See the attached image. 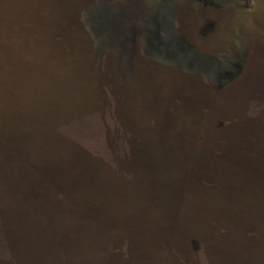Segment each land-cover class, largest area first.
<instances>
[{"label":"rangeland","instance_id":"374dc122","mask_svg":"<svg viewBox=\"0 0 264 264\" xmlns=\"http://www.w3.org/2000/svg\"><path fill=\"white\" fill-rule=\"evenodd\" d=\"M62 1L0 0V122L17 130L15 161L36 167L50 161L52 152L67 158L78 145L86 151L87 170L85 164L73 169L69 185H62L83 207L72 213L84 221L78 225L66 204L51 200L52 216L65 235L74 223L79 232L75 242H67V260L61 264H257L244 256L243 235L239 239L217 229L226 224L213 212L223 211L221 204L248 199L244 193L255 184L245 166L264 157V0ZM213 10L224 13V24L219 17L214 30L225 34L220 43L230 46L223 61L191 45L202 43L197 29L212 28L199 14ZM253 39L259 45L247 82L254 84L227 97L215 93L208 103V95L201 94L196 101L204 105L202 111L185 114L200 127L192 135L196 146L189 137L192 151L210 152L212 160L191 159L193 171L170 172L172 182L163 185V174L132 167L129 150H118L117 159L99 154L103 123L109 126L105 147L115 154V121L131 126L134 148L148 158L151 143L163 148L173 131L164 97L185 81L180 73L211 81L214 92L224 91L241 78ZM140 54L160 62L143 68L139 78ZM179 97L186 102L189 96ZM116 114L117 120L105 122ZM173 137V149L166 152L185 151L181 132ZM216 197L223 203L209 202ZM226 214L221 215L231 222L236 218ZM82 234L86 238L77 242ZM8 260L0 256V264H13Z\"/></svg>","mask_w":264,"mask_h":264},{"label":"trees","instance_id":"16d2710c","mask_svg":"<svg viewBox=\"0 0 264 264\" xmlns=\"http://www.w3.org/2000/svg\"><path fill=\"white\" fill-rule=\"evenodd\" d=\"M1 25L2 24H0V26ZM142 65H144V63L140 61L138 64V71H136L139 78L141 76ZM123 93L125 95L127 91H123ZM126 97L127 103L123 105L124 108L129 104V97ZM117 118L116 114V119L111 116V118L106 119L105 122H109V120L113 122V120H117ZM116 122L118 121H115L114 126L117 128L112 125V129L114 130L113 134L117 135L113 138L114 146H116L114 150L116 155L113 154V150L109 151L107 147H105V143L107 142L106 137L109 134V126L106 123H103V125L105 124L103 126V133H97V146L100 147L99 154L108 153V155L110 154L109 157L117 159L119 151L121 153L128 150L129 152L133 151L134 153H129V155H131L128 156L132 167L136 170L139 168L143 169L144 167L145 170L153 174H163L161 178L162 181L160 182V184L162 183L163 185L172 182L169 174L172 172L175 174L176 168H192L190 163L191 157L187 154V152L192 151L191 142L188 137L191 136L192 143L195 145L197 141L192 135L197 131L199 126L192 127L190 130L179 127L180 130H176L181 132V145L185 147V151L179 153H177V151L174 152V150L168 153L166 152L173 149L174 141L172 139H175V137H173L175 130L171 128L173 131L167 134L168 137L163 143V148L159 142L156 144L151 143L149 147L151 152H148L150 153V157L148 158V156L144 155L145 153L140 151L138 146L134 148L133 139L135 133L131 126H127V124L124 125L123 123L121 124L125 127L123 129L121 125H119V122ZM16 132L17 130L14 129L13 125L9 123L4 124V120L0 122V256L7 257L9 259L8 261H11L13 264H57V262L61 264V260H65V252L67 248H69L67 242L70 241L73 243L76 240V236L78 238L79 232L75 223L79 222V225L80 222L84 221V216L79 217V213H77L75 217L72 213H75V211L77 212L79 207H83L81 205H79V207L77 206L74 201V194L71 191L69 192L68 188L67 190L62 188V185H69V179L73 177L70 171L78 167L81 169L84 167V164L87 163V161H84L86 159L84 158V156H86L84 153L85 150L78 145L76 147V153L74 151L73 155H68L67 158H56L52 152L50 161L45 160L47 158L43 157L45 161H42L36 167L33 165L31 166L28 162L21 166V164L14 159V153L20 149V143L15 141ZM23 143L24 146L27 144V142L24 141ZM149 145L150 143L147 144V146ZM135 149H137V152H135ZM82 151L83 153H81ZM80 157H82L83 160L80 159ZM208 158L212 160L210 157ZM262 158L263 159L256 161V163L252 162L245 166V168H247V173L251 174L250 177L254 182L253 184H255L251 185L254 189L247 190L244 193L245 197H248V199L243 200V202L241 201L242 203L232 200L231 203L225 205L221 204L223 202L218 197H216L215 201L209 200V202L213 201L223 206V211L219 210L220 207H218L213 212L215 220L226 224L223 226L217 225V229L239 235L237 236L239 239L241 238L240 235H243L240 242H242L241 247L244 256L246 255L251 257V259H256L257 264H264V157ZM26 167L31 168L32 173H27L25 170ZM84 169L87 170V164H85ZM185 170L186 169H184V171ZM178 174L188 173L186 171L185 173L181 171ZM6 177L11 179V181L7 180ZM22 181L27 182L28 185L25 187L21 186ZM51 200L57 201L59 206L66 204L70 215L72 214L74 216V227L68 226L67 224L69 229L67 236L60 222L52 216V211L50 209ZM167 201H169V198ZM161 202H163L164 207L168 205L163 199ZM228 210L236 215L235 219H231L232 222L225 218L226 216L224 217V215H221L222 213L227 215L226 213H229ZM241 213L244 217V224L240 223L242 219ZM164 216V220L167 221L168 216ZM99 218L100 217H98L97 220H99ZM236 219H238V225L236 224ZM84 238H86V236L82 234L77 242L82 241ZM253 250L256 253L251 256ZM235 258L237 259L238 256ZM244 264L246 263L244 262Z\"/></svg>","mask_w":264,"mask_h":264},{"label":"flooded vegetation","instance_id":"af4514ba","mask_svg":"<svg viewBox=\"0 0 264 264\" xmlns=\"http://www.w3.org/2000/svg\"><path fill=\"white\" fill-rule=\"evenodd\" d=\"M186 2H183L182 5H185ZM181 6H180V13H181ZM188 12V11H187ZM199 15H201V17H204V20H208L210 21V24L212 25V28L207 29L206 27L203 29H201V31L199 29H197L196 31L199 32L198 36L200 37V41L202 42L201 44H191L193 47H197L196 49L207 55L208 57L211 58H215V59H222V61L224 60L222 55H226V50L230 49L229 44H224L222 45L220 42L223 41V37L225 34L214 32L215 30V24H219V20L218 18L220 17L222 20L220 22H222V24H224L223 20H224V13H222V16H220V14H217V12L215 10H213L211 13L209 12H205V13H200ZM177 17V14H176ZM181 21L183 23H186V20L183 19V14H181ZM183 29L186 30L187 32V26H183ZM206 31V32H205ZM209 32V33H208ZM213 35H216L215 37L219 38L218 41H215L214 37H212ZM143 40L145 39V37L142 38ZM252 39V38H250ZM254 39L251 40L250 44H249V53H248V57L247 60H245V66L243 67V74L241 76V78L236 81L233 85H231L230 87L226 88L224 91H220V92H214L213 89L214 87L212 86V82L210 81H203V79L199 80V78L197 76H195L194 74H186V73H180V75H182L185 78V81H181V86L179 89H176L177 92L175 93H171L169 94L167 97H164V101L167 102L166 104H168L169 109H170V115H172V117L170 118V125L172 126L173 130H180L179 127H183L186 130H190V128L197 126V124L193 123L192 120V115L186 116L185 114H189V113H193L196 110H201V108L204 105H200L197 103V99L200 97L201 94H205L208 95V102H212L214 99V95L215 93H222L225 94V96L227 97L228 94H231L233 91L236 90H240L245 88L246 86H248L250 88V86L253 83H248L247 81L252 78L250 77L251 74V69H250V65H251V60H252V54L254 53V48L256 49V46H258V42L254 43ZM225 46V47H224ZM227 48V49H226ZM144 49V47H143ZM228 51V50H227ZM141 55V54H140ZM142 60L141 62L144 63V65H142V69L146 68L147 69H151V68H155L156 65H150V64H157L158 62H160V60H157L153 57H151L150 55H141ZM247 66V68H246ZM167 66L163 65L164 70H166L168 73L171 72H176L174 69H168L166 68ZM177 73V72H176ZM179 74V73H178ZM167 76V75H166ZM243 86L242 88H237V86ZM182 94H186L189 97H186V102L181 101L180 99V95ZM180 94V95H179ZM176 100L178 102H176ZM208 105V104H207ZM207 108V106H206ZM181 118H185V120H181ZM196 121V120H194ZM197 123V121H196ZM191 137V136H189ZM188 137V138H189ZM194 138L196 139V137L194 136ZM196 142V141H195ZM131 153L133 154L134 152H129L128 154ZM130 154V155H131ZM187 154H189L188 156L191 157V159L193 158H208L210 157V152H197V151H189L187 152ZM186 169L185 171L188 173L190 171H193L192 168H188V167H181V168H176L175 172H181L184 171V169Z\"/></svg>","mask_w":264,"mask_h":264}]
</instances>
